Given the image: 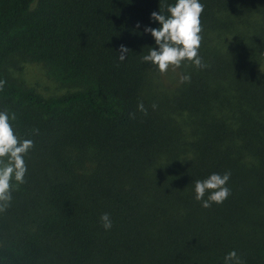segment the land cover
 <instances>
[{
	"label": "trees",
	"instance_id": "obj_1",
	"mask_svg": "<svg viewBox=\"0 0 264 264\" xmlns=\"http://www.w3.org/2000/svg\"><path fill=\"white\" fill-rule=\"evenodd\" d=\"M175 3L0 0V112L33 141L0 264H264V0H200L206 67L185 61L189 82L158 87L144 30ZM23 62L67 91L18 82ZM226 172L231 194L203 208L195 181Z\"/></svg>",
	"mask_w": 264,
	"mask_h": 264
},
{
	"label": "clouds",
	"instance_id": "obj_2",
	"mask_svg": "<svg viewBox=\"0 0 264 264\" xmlns=\"http://www.w3.org/2000/svg\"><path fill=\"white\" fill-rule=\"evenodd\" d=\"M168 15L161 11L153 12L151 19L157 22L158 28H145V33H150L155 41L156 48H149V53L143 57L144 62H150L158 67L160 73H165L169 66L174 69L180 68L187 61L198 68H204L199 56V48L202 42L201 14L204 5L200 0H176L174 5L166 8ZM139 27V25H137ZM118 59L124 61L129 49L121 45ZM181 82H189L190 76L182 75ZM5 81H0V90H3ZM155 107V105H153ZM138 111L146 113L143 103H139ZM15 114L10 117L5 112H0V212L7 209L11 202V181L14 179L18 184L25 182L27 172L24 156L33 147L31 139L20 140L14 133L10 119L14 120ZM38 133V130H34ZM7 157V160L4 158ZM230 179V173L211 174L205 180L195 181V199L203 201L202 207L207 209L213 203L221 204L231 194L226 186ZM206 193L207 200H204ZM101 222L105 230L112 227L109 214L101 216ZM225 264H243L235 251H231L225 257Z\"/></svg>",
	"mask_w": 264,
	"mask_h": 264
},
{
	"label": "rangeland",
	"instance_id": "obj_3",
	"mask_svg": "<svg viewBox=\"0 0 264 264\" xmlns=\"http://www.w3.org/2000/svg\"><path fill=\"white\" fill-rule=\"evenodd\" d=\"M10 74L18 82L34 88L42 96L60 95L67 91V89L49 80L45 76L42 67L34 63L23 62L19 72L10 71ZM179 79L180 74L177 68L169 69L165 73H160L156 84L158 87H170L171 85L173 86L174 82H178Z\"/></svg>",
	"mask_w": 264,
	"mask_h": 264
}]
</instances>
